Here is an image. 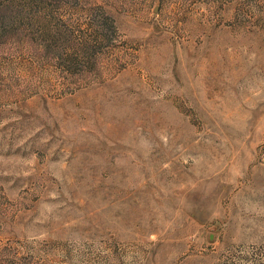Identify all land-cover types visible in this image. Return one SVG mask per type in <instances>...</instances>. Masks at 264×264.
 I'll return each instance as SVG.
<instances>
[{
	"label": "rangeland",
	"instance_id": "obj_1",
	"mask_svg": "<svg viewBox=\"0 0 264 264\" xmlns=\"http://www.w3.org/2000/svg\"><path fill=\"white\" fill-rule=\"evenodd\" d=\"M0 264H264V0H0Z\"/></svg>",
	"mask_w": 264,
	"mask_h": 264
}]
</instances>
